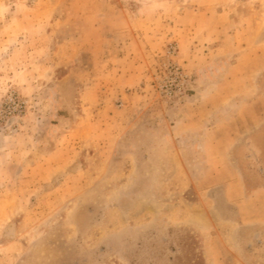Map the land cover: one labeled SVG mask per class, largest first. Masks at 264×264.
I'll return each instance as SVG.
<instances>
[{
  "label": "rangeland",
  "instance_id": "1",
  "mask_svg": "<svg viewBox=\"0 0 264 264\" xmlns=\"http://www.w3.org/2000/svg\"><path fill=\"white\" fill-rule=\"evenodd\" d=\"M264 264V0H0V264Z\"/></svg>",
  "mask_w": 264,
  "mask_h": 264
},
{
  "label": "trees",
  "instance_id": "2",
  "mask_svg": "<svg viewBox=\"0 0 264 264\" xmlns=\"http://www.w3.org/2000/svg\"><path fill=\"white\" fill-rule=\"evenodd\" d=\"M201 254L195 255V258L193 259V264H201Z\"/></svg>",
  "mask_w": 264,
  "mask_h": 264
}]
</instances>
